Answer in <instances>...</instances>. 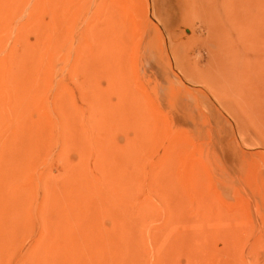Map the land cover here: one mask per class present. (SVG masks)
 <instances>
[{
    "label": "rangeland",
    "instance_id": "374dc122",
    "mask_svg": "<svg viewBox=\"0 0 264 264\" xmlns=\"http://www.w3.org/2000/svg\"><path fill=\"white\" fill-rule=\"evenodd\" d=\"M237 67L264 0H0V264H264Z\"/></svg>",
    "mask_w": 264,
    "mask_h": 264
},
{
    "label": "bare ground",
    "instance_id": "6f19581e",
    "mask_svg": "<svg viewBox=\"0 0 264 264\" xmlns=\"http://www.w3.org/2000/svg\"><path fill=\"white\" fill-rule=\"evenodd\" d=\"M92 62V61H91ZM94 63V62H93ZM94 65V64H93ZM238 65V64H237ZM249 66V65H248ZM90 68V67H89ZM236 68V67H235ZM238 68V67H237ZM247 67L245 68H242L240 69V67L238 68V71H232L229 76H227V78L225 79L224 83H225V86H229L232 88V90H234L235 92H237V94H241L243 93V90H246L247 93H248V99H251L252 100V97L253 96H256L260 99H263L264 100V95H262V91H264V87H262V84L264 83V74H260V73H255L256 70L254 71V73H252L253 69L249 70V72L246 73V71H248L246 69ZM92 69V68H91ZM240 69V70H239ZM242 69H245L246 71L244 72ZM261 69V68H260ZM259 69V72H263L264 71H260ZM243 72H242V71ZM263 70V68H262ZM251 71V73H250ZM93 73V72H92ZM94 78V77H93ZM211 78V77H210ZM89 79V78H88ZM213 80V79H212ZM91 81V80H90ZM94 81V80H93ZM213 82V81H212ZM219 82V81H218ZM217 82V83H218ZM211 83V82H210ZM223 83V84H224ZM222 84V85H223ZM89 85V84H88ZM92 85V84H91ZM219 85V84H218ZM212 87V86H211ZM260 88H262L263 90H261ZM212 89V88H211ZM223 89V88H222ZM214 90V89H213ZM230 90V89H229ZM261 90V91H260ZM231 91V90H230ZM229 91V92H230ZM260 91V92H259ZM232 94V93H231ZM228 95V94H227ZM230 95V94H229ZM233 95V94H232ZM251 97V98H250ZM258 98L255 100L257 101ZM255 99V98H254ZM260 99H259V102H260ZM227 100V99H226ZM255 101H252L253 103H256ZM262 101V100H261ZM243 102V101H242ZM264 103V102H263ZM246 104V103H245ZM260 104V103H258ZM262 104V102H261ZM254 106V105H253ZM261 106V105H260ZM227 107V106H226ZM231 107V106H230ZM258 107V106H257ZM264 107V106H263ZM262 107V108H263ZM259 108V107H258ZM261 108V107H260ZM261 108V110H262ZM232 109V107H231ZM242 109V108H241ZM240 109V110H241ZM246 109V108H245ZM254 109V108H253ZM228 110V109H227ZM258 110V109H257ZM232 111V110H231ZM248 111V110H247ZM246 111V112H247ZM259 111V110H258ZM240 111H238L239 113ZM264 112V111H263ZM234 115V113H232ZM257 114V113H255ZM262 115V114H261ZM248 116V115H246ZM264 117V116H263ZM262 117H260L261 119ZM259 119V120H260ZM258 120V119H257ZM263 120V119H262ZM263 131V129H262ZM257 132V131H256ZM259 134V133H258ZM260 134H262L260 132ZM204 203V202H203ZM202 208V207H201ZM203 209V208H202Z\"/></svg>",
    "mask_w": 264,
    "mask_h": 264
}]
</instances>
